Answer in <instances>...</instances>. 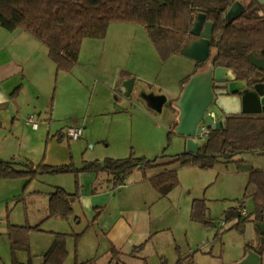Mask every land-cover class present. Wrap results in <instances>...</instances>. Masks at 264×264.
I'll return each mask as SVG.
<instances>
[{"label":"rangeland","instance_id":"374dc122","mask_svg":"<svg viewBox=\"0 0 264 264\" xmlns=\"http://www.w3.org/2000/svg\"><path fill=\"white\" fill-rule=\"evenodd\" d=\"M202 2L197 0L198 4ZM37 44L46 55L48 47L38 40ZM194 64L173 46L156 45L142 25L113 21L104 39L84 38L78 64L71 72H58L52 60L45 65L36 82L41 96L34 109L40 112L36 115L40 127L34 129L26 122L34 114L22 112L7 117L1 111L0 160H15L21 163L15 165L19 169L28 168L25 163L32 161L41 166H66L71 171L0 178V264H12V225L38 223L45 231H28L29 250L16 252L20 261L32 256L31 264H40L41 254L52 243V230L74 229L80 233L69 236L68 256L91 257L99 251L96 259L108 263L106 239L98 219L89 221L82 215L84 219L77 223L76 213L67 219L49 217V191L61 187L69 193L78 192L81 198V175L91 172L77 170L89 161L130 156L155 159L185 152L186 138L176 132L177 107L167 101L161 111L154 110L141 93L167 97L171 90L179 91L186 84L179 80L190 79ZM118 70L125 78L134 73L130 95L125 87L130 78L111 83ZM235 106L231 101L222 105L214 102L211 108L221 114ZM74 125L84 126L85 134L79 140L67 135L68 127ZM237 158L264 170L262 154L246 152ZM153 169L157 173L163 170ZM151 170L136 169L126 177L123 187L116 185L124 203L127 197L135 196L133 204L143 205L148 195L147 205L163 229L150 241L146 259L131 257V263L126 264H177L181 257L183 264H235L247 250L263 244L254 220L256 204L249 195V174L239 171L235 162H220L208 168L179 166V184L166 197L148 181L147 176L154 172ZM79 199L77 213L83 211ZM195 199L206 202L205 221L192 218ZM234 208L247 215L229 217L228 210Z\"/></svg>","mask_w":264,"mask_h":264},{"label":"trees","instance_id":"16d2710c","mask_svg":"<svg viewBox=\"0 0 264 264\" xmlns=\"http://www.w3.org/2000/svg\"><path fill=\"white\" fill-rule=\"evenodd\" d=\"M235 1L203 0L198 4L197 0H0V27L28 32L48 47L49 57L58 72H71L78 64L84 38L104 39L113 21L142 25L156 45L173 46L180 53L191 35L190 27L195 16L201 10L214 23L212 47L218 65L233 69L238 79H248L253 84L255 81L251 77L258 75L259 70L248 60V55L254 52L264 57V15L258 12L262 7L257 0H242L247 11L240 19L229 23L227 12ZM186 80L183 82L186 83ZM246 152L264 155V115L238 113L226 116L222 126L211 129L208 140L197 153L186 150L155 159L134 156L107 158L104 162H86L77 172L106 171L113 174L119 183H124L126 177L136 169L148 171L161 167L163 170L150 180L160 192L168 194L179 184V166L208 168L220 162H235L239 171L249 174V195L256 204L254 220L261 223L264 220V170L249 165L243 158H237ZM16 164L21 163L0 160V178L71 171L66 166H41L32 161L26 162L28 168L23 169L17 168ZM77 198H80L78 192L69 193L61 187L56 188L50 193L49 217L67 219L72 216L73 202ZM207 209L203 199H195L192 218L205 221ZM237 213L243 216L241 209L228 210L229 217ZM40 226L12 225V264H25L17 258L16 252L29 250L28 231L39 230ZM259 231L264 235L260 228ZM67 238V233H55L52 245L43 255L42 264H65L69 255ZM88 263L90 261L77 264ZM177 264H183V259L180 258Z\"/></svg>","mask_w":264,"mask_h":264},{"label":"crops","instance_id":"0c3cea01","mask_svg":"<svg viewBox=\"0 0 264 264\" xmlns=\"http://www.w3.org/2000/svg\"><path fill=\"white\" fill-rule=\"evenodd\" d=\"M37 45V40L22 29L9 31L0 27V112L2 111L7 117L11 114H21L22 112H25V114H40L39 111H35V109H37L36 100L41 96V89L38 88L36 82L38 79H41L44 68L48 66V62L51 59L49 54L47 53L45 55L44 51L41 50V46ZM194 67L195 64L193 68ZM192 72L188 76L192 75ZM133 74L134 73H130L127 78H131ZM127 78L123 77L120 70H118L113 76L111 83H122L123 81L125 82ZM183 80H185V77L179 80V82ZM183 88L181 87L179 91L175 92L171 90V93L167 95V101H171V104L175 106ZM222 113L225 115L223 120L225 123L226 116L231 114H226L225 111ZM161 170L162 169H160V171ZM151 171L154 172L147 176L148 179L157 174V172H155L157 171L156 169H152ZM89 172L91 173H83L81 175L82 186H84V188L79 202L81 203L83 211L77 213L76 210L79 209V204L77 201L73 202L74 213L77 214L75 215V221L77 223L82 222L84 219L82 215H85L89 221L92 219V221L95 222L96 218L98 219L97 224L100 225L102 234L106 239L105 255L108 258L107 264H113L114 260H117V264H120V262L126 264V261L131 263V260H133L131 257L140 260L146 259L149 255L147 249L150 245V241H152L154 236L163 231V229L157 225L159 220H157L151 207L147 205L149 202V199H147L148 195L145 197V204L143 205L133 204V198H135V196L132 198L127 197V203H124L123 197L120 198L116 192V185L119 186V182L113 174L106 171ZM148 181L151 183V180ZM171 191L168 194L160 193L162 196L166 197ZM51 192L49 191V198ZM98 212L100 214L97 217ZM39 230L45 231L41 226ZM57 232L61 231L52 230V233H54L52 243L55 238V233ZM74 232L77 231L73 229V231L61 233H67L69 238V236L74 235ZM79 233L78 231L77 234ZM68 238L67 248L69 252L70 246ZM262 238L263 244L257 249H249L257 252L261 256L259 264H264V235H262ZM47 250L41 254L42 261L40 264L43 263V255ZM249 250H247L246 254L235 264L246 258L249 255ZM98 253L99 251H97L95 255H91V257L87 255H77V257L70 256V258L68 256L65 264H77L87 261H90L88 264H101V262L96 259ZM127 258H129L130 261L127 260ZM31 261L32 256H29L28 261L21 260V262L25 264H31Z\"/></svg>","mask_w":264,"mask_h":264},{"label":"water","instance_id":"95a60500","mask_svg":"<svg viewBox=\"0 0 264 264\" xmlns=\"http://www.w3.org/2000/svg\"><path fill=\"white\" fill-rule=\"evenodd\" d=\"M165 2V0H160ZM264 5V0H257ZM246 6L240 1H235L227 12L228 22L231 23L238 19L245 11ZM213 22L207 20L205 11H199L193 24L191 32L195 35H201L197 41L191 42L181 49V54L193 60L204 62L210 56V37L213 29ZM248 60L260 69L264 70V58L252 52L248 55ZM215 61L208 70L197 71L184 85L183 91L177 100L175 106L179 110L176 132L186 138L187 151L192 153L199 152L201 144L196 138L200 130V123L205 120L211 124V120L205 118L206 111L214 102L225 104L232 102L236 104L235 108L227 109L226 114H262L264 113V83H257L253 88H245V81H237L236 75L231 68L217 66L214 68ZM134 78L125 82L127 95H130L133 88ZM217 83L216 97L213 86ZM243 90L240 96L235 95ZM142 96L147 101L149 107L161 111L167 102L165 95L142 92ZM222 124V123H221ZM259 228L264 233V220L258 223ZM249 255L237 264H259L261 256L252 250Z\"/></svg>","mask_w":264,"mask_h":264},{"label":"built area","instance_id":"2783aa9c","mask_svg":"<svg viewBox=\"0 0 264 264\" xmlns=\"http://www.w3.org/2000/svg\"><path fill=\"white\" fill-rule=\"evenodd\" d=\"M224 116V113L220 114L215 109H212L211 107L208 108L205 114V118L210 119L211 124H208L205 120L200 123V130L196 134V138L199 140L200 144H203L208 140L212 128L220 127L223 125L222 120H224ZM27 122L32 124L34 128L39 127L36 119V114L29 116L27 118ZM67 135L72 140H79L84 136V127L81 125L70 126L67 129ZM123 185L124 183H119L120 187H122ZM243 215H247L245 211H243Z\"/></svg>","mask_w":264,"mask_h":264},{"label":"flooded vegetation","instance_id":"af4514ba","mask_svg":"<svg viewBox=\"0 0 264 264\" xmlns=\"http://www.w3.org/2000/svg\"><path fill=\"white\" fill-rule=\"evenodd\" d=\"M237 1V0H236ZM241 2H242V0H240ZM258 2V1H257ZM245 6H246V4L244 3V2H242ZM258 4L262 7L261 9H259V13L261 14V15H264V5H261L259 2H258ZM231 7V6H230ZM246 8H247V6H246ZM247 11V10H246ZM245 11V12H246ZM244 12V13H245ZM244 13L238 18V19H240L243 15H244ZM238 19H236V20H238ZM207 20H209V21H211L208 17H207ZM213 22V21H212ZM214 24V23H213ZM213 30H214V25H213V29H212V32H211V37H210V56L208 57V59L206 60V61H204V62H201V61H197V60H194L195 61V69H194V72H193V74L194 73H196L197 71H203V70H208L209 68H210V66H211V64H212V61H215V65H214V68H216L217 66H220V65H218V61L216 60L217 59V55H216V53H215V49L212 47L213 45H212V34H213ZM190 37L188 38V40L185 42V44L183 45V46H186L187 44H189V43H191V42H194V41H197V40H199L200 38H201V35H195V34H193L192 32H191V27H190ZM181 53V52H180ZM257 54V53H256ZM257 55H259V54H257ZM260 57H263V56H261V55H259ZM264 58V57H263ZM222 67H224V66H222ZM257 67V66H256ZM257 69L259 70L258 72H259V74L258 75H253L251 78L253 79V81H255L253 84H251L250 82H249V80L248 79H246V80H240V79H238L237 78V75H236V73H235V75H236V80L237 81H245L246 82V87L245 88H253L257 83H264V70L263 69H260V68H258L257 67ZM233 70V69H232ZM192 74V75H193ZM213 89H214V92L216 93V97L217 96H219L218 95V91L220 90V88H217V83H214V86H213ZM242 91L243 90H240V91H238L235 95H238V96H240L241 94H242ZM178 113H180V112H178ZM259 115H264V113H262V114H259Z\"/></svg>","mask_w":264,"mask_h":264}]
</instances>
